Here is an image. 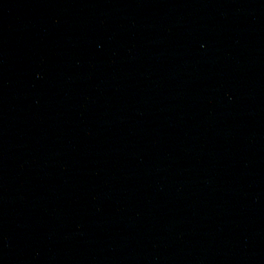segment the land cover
<instances>
[{"label": "water", "instance_id": "obj_1", "mask_svg": "<svg viewBox=\"0 0 264 264\" xmlns=\"http://www.w3.org/2000/svg\"><path fill=\"white\" fill-rule=\"evenodd\" d=\"M0 264H264V0H0Z\"/></svg>", "mask_w": 264, "mask_h": 264}]
</instances>
